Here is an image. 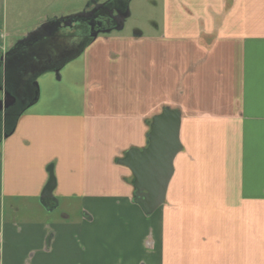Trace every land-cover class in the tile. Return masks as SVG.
<instances>
[{"label":"crops","instance_id":"0c3cea01","mask_svg":"<svg viewBox=\"0 0 264 264\" xmlns=\"http://www.w3.org/2000/svg\"><path fill=\"white\" fill-rule=\"evenodd\" d=\"M42 2L0 0L3 62L9 12ZM162 10L153 36H100L61 64L79 63L76 107L38 96L6 138L3 121L0 264H264V0ZM166 109L180 113L182 149L146 215L118 160L147 146Z\"/></svg>","mask_w":264,"mask_h":264},{"label":"water","instance_id":"95a60500","mask_svg":"<svg viewBox=\"0 0 264 264\" xmlns=\"http://www.w3.org/2000/svg\"><path fill=\"white\" fill-rule=\"evenodd\" d=\"M109 1L112 0H108V2ZM83 14L84 12L45 22L28 34L23 40L18 42L7 55L24 49L33 51L34 46L41 44L43 41H51L56 38L61 26L72 28L76 24L75 18L81 17ZM129 17V6L125 10L119 8L115 16V30L122 31L125 21ZM40 49L36 48L37 51ZM51 58L52 57L48 56L46 60H41V62L34 64V72H37V75L46 72H53L59 75L63 65L60 67H53ZM3 61V58H1L0 62ZM35 85L38 88L39 96L37 81ZM2 90L4 91L3 88ZM15 103L16 97L4 91V99L0 100V110L8 109ZM179 128L180 113L171 109L164 110L152 120L150 132L147 135V146L142 149L132 148L126 152L123 158L118 160L120 165L131 170L134 177V202L146 215H151L156 212L165 202L167 189L174 173V160L182 149L179 141ZM4 137L6 138L8 136ZM54 185L55 182L52 179L43 192L41 197L42 203L48 199H53L52 193Z\"/></svg>","mask_w":264,"mask_h":264},{"label":"rangeland","instance_id":"374dc122","mask_svg":"<svg viewBox=\"0 0 264 264\" xmlns=\"http://www.w3.org/2000/svg\"><path fill=\"white\" fill-rule=\"evenodd\" d=\"M42 1V4L38 3V10H36V13L34 14L23 3L19 5V7L21 8V17L19 19L15 17L17 13L15 14L13 12H9V26L5 32L9 33V37L6 38V46L8 51L12 49V47H14L18 42L23 40L28 34L36 30L48 20H53L52 18L54 17L68 16L70 13H74L76 11H79L80 9L84 10L94 0ZM155 3H157V5ZM29 5L30 4L28 3V6ZM82 10L80 12H82ZM129 11L130 17L125 21L123 30L118 32L116 31L113 34L125 38H132L137 32L142 33L146 37L149 35L153 36L155 32V23H163L162 0H132L129 4ZM78 64L79 63L72 62L66 68L61 69L60 80H58L57 75L52 72L41 74L37 79V83L39 86V98L43 99L48 95H57L60 97L59 104H61V108H64V105L62 104H64L65 102H68L70 106L76 107L81 100V89L77 84L78 79L76 80V78H78L80 74V66ZM9 66L10 65L7 66L8 73V70L10 68ZM5 68L6 66H4L3 70H5ZM4 73L5 71H3V75ZM9 81H7L8 85H10ZM29 81L30 80L25 81L26 89L28 87ZM15 82L16 81H14L13 83ZM3 87L4 86L2 85L1 89ZM8 87H10L11 89V86ZM11 94L16 96L13 93ZM125 154L123 155V157L125 156ZM62 212L63 208L61 207L60 209H58L57 214H61Z\"/></svg>","mask_w":264,"mask_h":264},{"label":"flooded vegetation","instance_id":"af4514ba","mask_svg":"<svg viewBox=\"0 0 264 264\" xmlns=\"http://www.w3.org/2000/svg\"><path fill=\"white\" fill-rule=\"evenodd\" d=\"M110 2L108 0H94L81 17L75 18L76 24L72 28L61 26L53 40L40 42L42 45L34 46L33 51L19 50L10 57L7 81L11 75H14L13 78L16 82L9 81V83L13 91L11 93L16 95V103L8 109L0 110V141L3 128L2 114L12 108L23 109L26 103L34 97V93L25 88V81L32 80L37 73L33 70L34 64L46 60V57L50 56L52 57V66L59 67L70 57L82 51L87 43H92L100 36H107L116 32L115 16L120 6L118 1ZM36 48L40 50L37 51ZM5 92L10 93L6 89ZM2 99H4V91L0 87V100Z\"/></svg>","mask_w":264,"mask_h":264},{"label":"trees","instance_id":"16d2710c","mask_svg":"<svg viewBox=\"0 0 264 264\" xmlns=\"http://www.w3.org/2000/svg\"><path fill=\"white\" fill-rule=\"evenodd\" d=\"M116 1H118L120 9L125 10L129 6V4L132 0H112L110 3L116 2ZM90 43L91 42L87 43L86 46L89 45ZM15 53L16 52H12L10 55H7L8 61H9L10 57ZM8 63L9 62H7V63L0 62V87L3 85V78H4L3 64L5 66H8ZM8 86H10V85H8L6 82L5 89H6V91H9L11 93L12 90ZM27 89L29 91H31L32 93H34V97L32 98V100H30L27 103V105L25 107H23V109L17 110L16 108H12L10 110H7L5 112V114L3 115V121H4L3 135L4 136H9L13 132V130L15 128L16 120L19 117V115L26 109V107H28L30 104H33L36 101V99L38 98V88L36 87L35 82L33 80L29 82Z\"/></svg>","mask_w":264,"mask_h":264}]
</instances>
